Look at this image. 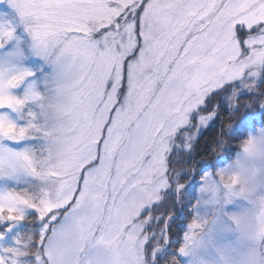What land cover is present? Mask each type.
I'll list each match as a JSON object with an SVG mask.
<instances>
[{
    "label": "snow or ice",
    "instance_id": "6c2138e0",
    "mask_svg": "<svg viewBox=\"0 0 264 264\" xmlns=\"http://www.w3.org/2000/svg\"><path fill=\"white\" fill-rule=\"evenodd\" d=\"M0 264H264V0H0Z\"/></svg>",
    "mask_w": 264,
    "mask_h": 264
},
{
    "label": "trees",
    "instance_id": "16d2710c",
    "mask_svg": "<svg viewBox=\"0 0 264 264\" xmlns=\"http://www.w3.org/2000/svg\"><path fill=\"white\" fill-rule=\"evenodd\" d=\"M206 139H207V137H206ZM201 146H203V142H202Z\"/></svg>",
    "mask_w": 264,
    "mask_h": 264
},
{
    "label": "rangeland",
    "instance_id": "374dc122",
    "mask_svg": "<svg viewBox=\"0 0 264 264\" xmlns=\"http://www.w3.org/2000/svg\"><path fill=\"white\" fill-rule=\"evenodd\" d=\"M227 119V117H225Z\"/></svg>",
    "mask_w": 264,
    "mask_h": 264
}]
</instances>
